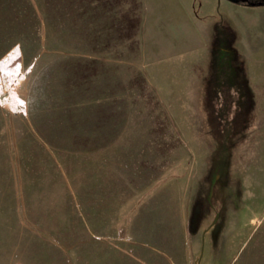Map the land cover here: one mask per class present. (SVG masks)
Here are the masks:
<instances>
[{
  "label": "rangeland",
  "instance_id": "374dc122",
  "mask_svg": "<svg viewBox=\"0 0 264 264\" xmlns=\"http://www.w3.org/2000/svg\"><path fill=\"white\" fill-rule=\"evenodd\" d=\"M240 1L0 0V264L264 215V0ZM212 65L241 80L208 96Z\"/></svg>",
  "mask_w": 264,
  "mask_h": 264
},
{
  "label": "crops",
  "instance_id": "0c3cea01",
  "mask_svg": "<svg viewBox=\"0 0 264 264\" xmlns=\"http://www.w3.org/2000/svg\"><path fill=\"white\" fill-rule=\"evenodd\" d=\"M210 1L220 4L227 0ZM160 7V14L164 16V2ZM175 16L180 22V12ZM140 24V48L146 53L143 32L148 26L144 13ZM161 24L162 21L159 22ZM234 214L231 208H227L224 216H183L171 220L161 217L159 223L166 221L163 232L154 228L147 230L149 248H117L100 251L97 256L105 258L106 264H264V215L249 217ZM84 253L86 256L87 252ZM73 256L76 257L75 249ZM108 257H115L116 260H108Z\"/></svg>",
  "mask_w": 264,
  "mask_h": 264
},
{
  "label": "trees",
  "instance_id": "16d2710c",
  "mask_svg": "<svg viewBox=\"0 0 264 264\" xmlns=\"http://www.w3.org/2000/svg\"><path fill=\"white\" fill-rule=\"evenodd\" d=\"M236 1L237 0H235V2ZM240 2L241 3H245V4H252V5H254V3H252L249 0H247V1L246 0H241ZM258 3H260V2H258ZM262 3H264V2H262ZM233 79H235V80H241V77H239L237 75V78H236V76H234ZM230 80L221 81V79L219 78V75H217V73H216V68L213 65L210 66V75L207 78V84L209 85L208 92L210 91L212 93V95H208V96H214V93H216L217 90L222 89L221 86H224L225 88H229L230 86H235V83H236L235 80H233V81H230ZM217 86H218L219 89L217 88ZM248 123H250V121ZM226 135H228V133ZM231 144H233V143L231 142Z\"/></svg>",
  "mask_w": 264,
  "mask_h": 264
},
{
  "label": "bare ground",
  "instance_id": "6f19581e",
  "mask_svg": "<svg viewBox=\"0 0 264 264\" xmlns=\"http://www.w3.org/2000/svg\"><path fill=\"white\" fill-rule=\"evenodd\" d=\"M16 53H17V51L14 49V50H11L8 54H6L3 57V60L1 61V67L5 68L8 64H10V66H8V67H11V64H13L15 62L14 60H15Z\"/></svg>",
  "mask_w": 264,
  "mask_h": 264
},
{
  "label": "water",
  "instance_id": "95a60500",
  "mask_svg": "<svg viewBox=\"0 0 264 264\" xmlns=\"http://www.w3.org/2000/svg\"><path fill=\"white\" fill-rule=\"evenodd\" d=\"M230 1H233V2H235V0H230Z\"/></svg>",
  "mask_w": 264,
  "mask_h": 264
}]
</instances>
